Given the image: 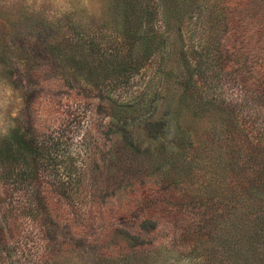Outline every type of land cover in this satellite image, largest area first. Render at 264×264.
I'll use <instances>...</instances> for the list:
<instances>
[{
  "label": "rangeland",
  "instance_id": "1",
  "mask_svg": "<svg viewBox=\"0 0 264 264\" xmlns=\"http://www.w3.org/2000/svg\"><path fill=\"white\" fill-rule=\"evenodd\" d=\"M143 1L151 57L123 0H0V264H228L243 206L264 236V0Z\"/></svg>",
  "mask_w": 264,
  "mask_h": 264
},
{
  "label": "trees",
  "instance_id": "2",
  "mask_svg": "<svg viewBox=\"0 0 264 264\" xmlns=\"http://www.w3.org/2000/svg\"><path fill=\"white\" fill-rule=\"evenodd\" d=\"M123 14L126 21V30L129 33V36L137 40L139 46H147L148 54L150 57L157 53L160 49V41L157 33L153 30V21L155 18V13L153 8L149 5H146L143 0H123ZM152 33L155 35L152 36ZM147 35V36H146ZM255 85L256 93L260 94L264 91V80L258 78L253 83ZM253 85V86H254ZM252 92V91H250ZM160 128H164V125H161ZM160 129L159 131H161ZM244 202V199L242 200ZM179 206L177 209V218L184 216V221L178 223L179 228L177 229L181 232V240L185 237L183 233L189 229L183 230L188 222L189 217L194 216L195 220L200 219V214L195 213L193 208L190 206L188 209H185V201L179 200L176 202ZM244 204V203H243ZM243 215L240 217V220L236 225H231L227 233L228 235L225 238V242L228 243L229 239H234L235 245L232 247L230 244L225 245V257L228 261V264H264V236L261 234V230L257 229L256 221L252 220L254 214L247 216L248 214L244 213V209L247 207H242ZM155 209L144 212L143 216V230L146 233H153L157 231L159 220L166 213L165 209ZM228 213H230L228 211ZM246 215V216H245ZM224 216V214H222ZM203 216L201 217V220ZM262 223L264 221L262 220ZM182 224L183 226H180ZM258 224V223H257ZM250 225V226H248ZM197 229L195 226L193 228L192 234H195ZM193 236V235H192ZM126 240L134 241L138 238L131 235L124 236ZM141 244H138L140 246ZM190 250L195 249L194 244H189Z\"/></svg>",
  "mask_w": 264,
  "mask_h": 264
}]
</instances>
